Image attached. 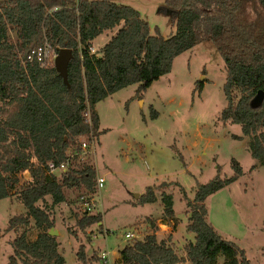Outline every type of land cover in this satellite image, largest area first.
I'll list each match as a JSON object with an SVG mask.
<instances>
[{"label": "trees", "instance_id": "trees-1", "mask_svg": "<svg viewBox=\"0 0 264 264\" xmlns=\"http://www.w3.org/2000/svg\"><path fill=\"white\" fill-rule=\"evenodd\" d=\"M163 4L158 13L175 27L169 38L157 29L150 35L148 23L138 12L111 0H0V200L15 196L26 211L11 218L5 232L28 228L31 220L41 230L33 241L27 240L26 230L16 236L7 264H64L57 237L48 234L54 219L46 198L60 204L66 199L64 189L92 190L96 172L78 164L57 178L46 174L48 165L62 163L67 148L78 139L98 137L97 103L130 85H138L137 94L145 91L171 71L175 57L205 40L214 45L226 70L222 91L227 103L219 119L225 126H240L251 158L264 168V98L255 101L258 92L264 95V0H164ZM116 27V34L93 54L91 42ZM45 41L56 52L71 49L69 88L54 66L41 69L26 62ZM151 115L156 116L153 110ZM231 168L232 177L217 175L197 185L193 199L186 202V230L194 238L184 246L185 257H178L164 240L157 241L151 222L153 232L140 241L126 242L115 264H179L184 260L216 264L218 257L224 264H249L245 251L223 239L207 221L205 200L243 174L235 159ZM24 172L33 182L17 190ZM156 200L155 189L148 187L136 204ZM161 202L164 216L175 220L172 195L165 193ZM101 222V214H87L76 220L75 227L85 232L95 225L102 232ZM68 233L76 236L74 230ZM84 251L80 245L76 253L80 264L91 260Z\"/></svg>", "mask_w": 264, "mask_h": 264}, {"label": "rangeland", "instance_id": "rangeland-1", "mask_svg": "<svg viewBox=\"0 0 264 264\" xmlns=\"http://www.w3.org/2000/svg\"><path fill=\"white\" fill-rule=\"evenodd\" d=\"M111 2L138 12L148 23L150 35H155L156 29L164 38L174 35L175 27L169 18L158 13L164 0ZM10 35L14 40L15 35ZM101 38L92 44L95 55L104 43ZM225 74L222 58L214 45L205 40L175 57L171 71L145 91L137 94L138 85H130L95 105L99 117L95 152L80 160L97 169L96 176L105 180L103 188L64 189L66 199L60 204H52L51 198H46L64 264H80L76 257L80 245L85 247L86 259L91 258L87 264H99L96 255L107 248L115 258L125 247V233L132 232L134 239L140 241L153 232L151 222L156 226L157 241L164 240L180 257L186 243L193 241L186 230V202L193 199L197 185L206 184L217 175L222 179L232 177L233 159L243 174L205 200L207 221L223 239L245 251L249 264H264V168L251 158L246 147L248 138L242 136L240 126H225L219 119L227 103L222 91ZM85 138L75 144L85 142ZM60 174L55 172L57 178ZM32 182L27 172L22 173L17 190ZM148 187L155 189L156 202L136 204ZM165 193L172 195L173 221L163 214L161 197ZM90 195L95 200L92 214L102 216V232L95 225L85 232L75 227L76 220L85 215L81 197ZM25 214L15 196L0 200V264H7L13 252L10 243L16 236L26 230L27 240L31 241L41 231L31 220L28 228L19 226L5 232L11 218ZM69 229L76 236L69 234ZM216 264L224 261L219 258Z\"/></svg>", "mask_w": 264, "mask_h": 264}, {"label": "built area", "instance_id": "built-area-1", "mask_svg": "<svg viewBox=\"0 0 264 264\" xmlns=\"http://www.w3.org/2000/svg\"><path fill=\"white\" fill-rule=\"evenodd\" d=\"M57 52L54 49V47L49 44L47 41L43 42L42 46H39L34 52H32L28 57L26 58L27 63L36 64L41 69H46L47 67H50L52 62L54 61V58L56 57ZM85 117H87V122H90V117L88 113H85ZM85 142H77L78 144L70 145L66 152H65V160L60 163L58 166H54L53 164L48 165V171L46 174H55V172L64 173L68 167L75 168V165L78 164H87L90 167V165L87 162H84L82 159L80 160V157L86 156L87 153L94 154L95 148H93L94 140H96L95 137L91 136V139L85 138ZM93 168V167H92ZM94 169V168H93ZM95 170H97L95 168ZM97 173V172H96ZM105 183V180L103 177L96 176L94 181V189L95 191H99L103 188ZM89 198V199H87ZM87 199V200H86ZM81 207L84 211V214L91 215L92 211L95 207V200L91 199V195L89 197H81ZM108 234V232H105V236ZM104 236V238H105ZM134 235L132 232L128 231L124 235V239H126V242L133 241ZM99 264H115L116 258H112V251L110 249H105L99 252L98 256Z\"/></svg>", "mask_w": 264, "mask_h": 264}, {"label": "water", "instance_id": "water-1", "mask_svg": "<svg viewBox=\"0 0 264 264\" xmlns=\"http://www.w3.org/2000/svg\"><path fill=\"white\" fill-rule=\"evenodd\" d=\"M72 51L69 48L64 47L63 49H60L57 52L56 57L54 58V68L55 71L57 72L58 76L61 78L63 81L64 85L69 88V83L67 81V69L69 65V61L72 59ZM264 98V95L261 92H258V96L256 97L255 101L256 102H261ZM135 198H138V195H135ZM99 225V224H98ZM48 234L51 236H56L57 231L53 228L48 232Z\"/></svg>", "mask_w": 264, "mask_h": 264}, {"label": "crops", "instance_id": "crops-1", "mask_svg": "<svg viewBox=\"0 0 264 264\" xmlns=\"http://www.w3.org/2000/svg\"><path fill=\"white\" fill-rule=\"evenodd\" d=\"M121 25H119V27H120ZM119 27H116V28H114V29H112V30H108V31H104L103 33H101V34H103V35H100L102 38V40H101V42L103 41L104 43H101V46L103 47L109 40H110V38L111 37H113L115 34H116V32H117V30L119 29ZM100 36H98L97 38H95L94 40H97L98 38H100ZM94 40L91 42L92 44H94L93 42H94ZM102 47H100V48H102ZM192 235V236H191ZM189 236L190 237H192V238H194V235L192 234V233H189ZM188 236V237H189ZM28 237V236H27ZM162 239H164V238H162ZM31 241H33V240H31ZM246 254V253H245ZM182 255H183V257H185V253L184 254H180V258L182 257ZM98 256V254L96 255V257ZM119 257V254L117 253V255H116V259ZM220 257H218V259H219ZM221 259V258H220ZM179 264H190L187 260H184V261H181V263H179Z\"/></svg>", "mask_w": 264, "mask_h": 264}]
</instances>
